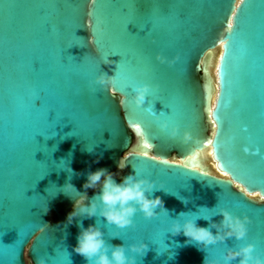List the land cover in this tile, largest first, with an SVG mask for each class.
I'll return each mask as SVG.
<instances>
[{"label": "water", "instance_id": "obj_1", "mask_svg": "<svg viewBox=\"0 0 264 264\" xmlns=\"http://www.w3.org/2000/svg\"><path fill=\"white\" fill-rule=\"evenodd\" d=\"M100 72L115 79L92 91ZM99 168L154 181L169 215L68 224L78 194L63 186L84 193ZM217 204L250 218L247 240L204 251L169 232ZM81 221L111 245L145 242L137 264H204L249 242L264 257V0H0V264H87L73 251Z\"/></svg>", "mask_w": 264, "mask_h": 264}, {"label": "clouds", "instance_id": "obj_2", "mask_svg": "<svg viewBox=\"0 0 264 264\" xmlns=\"http://www.w3.org/2000/svg\"><path fill=\"white\" fill-rule=\"evenodd\" d=\"M79 38L83 40V37ZM91 41L92 36L89 42ZM157 60L169 65L175 63V60H168L163 55H157ZM102 62L104 64L114 63L107 55L102 57ZM114 79V76L100 72L93 81H90V88L92 91L96 90L95 86L103 89L110 85ZM150 92H152V88L148 84L133 85L132 94L128 102L134 104L137 108H141L144 106ZM171 135L175 137L177 129H173ZM187 137L188 133H184V138ZM87 150L90 153L93 151L91 149ZM124 167H126V163L122 159L119 163V168L123 169ZM68 171L73 175V170L70 167ZM75 175H81V173H75ZM114 177L115 174L106 168L88 171L86 173V181L83 184L84 193L78 191L70 182L66 183L62 188L66 195L73 198L71 195L73 192L78 194L76 198H73L75 202L73 210L67 216V223L71 224L74 218L77 217L89 219L100 217L107 224L124 229L133 226V217L138 212L145 219H153L159 216L160 212L169 215L168 210L164 207L163 200L159 196H153L155 191L163 190L154 181L139 177L136 171L135 175L130 174L123 177L120 183H117ZM87 189H98L99 191L89 199ZM178 198L185 205L189 202L184 197ZM158 208L159 212L156 211ZM200 210L211 212V215H200ZM215 216L221 217L219 222L213 221L212 218ZM201 218L209 222L208 227L198 225L197 220ZM250 223L251 220L247 215H236L225 207H218L217 204L211 209L201 206L194 213H179L177 218L172 219L169 232L173 236L183 234L187 238L186 243L195 244L205 251L210 245L224 243L229 239L234 238L236 241L247 240L248 225ZM78 227L80 231L73 251L82 256L87 264H137V255L143 256L148 251V245L145 242L133 243L127 246L107 243L104 238L105 234L97 225V222L85 228L81 221ZM213 229L215 232H213ZM233 262L235 264H264V257L256 254V246L249 242L240 244L237 248H227L222 259H209L207 256L204 259V264H233ZM35 264H47V260L43 256H38Z\"/></svg>", "mask_w": 264, "mask_h": 264}, {"label": "snow or ice", "instance_id": "obj_3", "mask_svg": "<svg viewBox=\"0 0 264 264\" xmlns=\"http://www.w3.org/2000/svg\"><path fill=\"white\" fill-rule=\"evenodd\" d=\"M236 206H239L238 204Z\"/></svg>", "mask_w": 264, "mask_h": 264}, {"label": "rangeland", "instance_id": "obj_4", "mask_svg": "<svg viewBox=\"0 0 264 264\" xmlns=\"http://www.w3.org/2000/svg\"><path fill=\"white\" fill-rule=\"evenodd\" d=\"M254 197H256V196H254Z\"/></svg>", "mask_w": 264, "mask_h": 264}]
</instances>
